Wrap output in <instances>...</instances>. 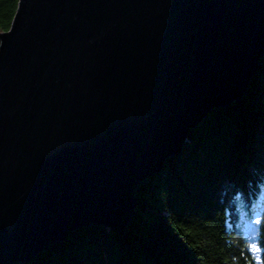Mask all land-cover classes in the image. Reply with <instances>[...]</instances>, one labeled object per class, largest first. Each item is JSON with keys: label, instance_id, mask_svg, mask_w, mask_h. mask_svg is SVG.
Masks as SVG:
<instances>
[{"label": "water", "instance_id": "obj_1", "mask_svg": "<svg viewBox=\"0 0 264 264\" xmlns=\"http://www.w3.org/2000/svg\"><path fill=\"white\" fill-rule=\"evenodd\" d=\"M264 0H17L0 32V264L122 234L134 189L241 97Z\"/></svg>", "mask_w": 264, "mask_h": 264}, {"label": "trees", "instance_id": "obj_2", "mask_svg": "<svg viewBox=\"0 0 264 264\" xmlns=\"http://www.w3.org/2000/svg\"><path fill=\"white\" fill-rule=\"evenodd\" d=\"M16 4L0 0V32ZM134 195L122 234L82 226L13 264H264V52L241 97L209 110Z\"/></svg>", "mask_w": 264, "mask_h": 264}, {"label": "snow or ice", "instance_id": "obj_3", "mask_svg": "<svg viewBox=\"0 0 264 264\" xmlns=\"http://www.w3.org/2000/svg\"><path fill=\"white\" fill-rule=\"evenodd\" d=\"M260 221H257V223H259ZM251 247H253L255 249V245H252Z\"/></svg>", "mask_w": 264, "mask_h": 264}]
</instances>
